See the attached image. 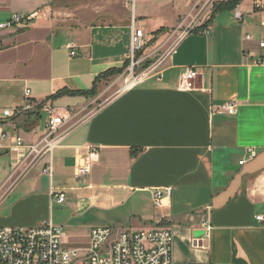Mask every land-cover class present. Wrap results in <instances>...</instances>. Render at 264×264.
I'll return each instance as SVG.
<instances>
[{
    "label": "crops",
    "instance_id": "0c3cea01",
    "mask_svg": "<svg viewBox=\"0 0 264 264\" xmlns=\"http://www.w3.org/2000/svg\"><path fill=\"white\" fill-rule=\"evenodd\" d=\"M199 1L185 0L184 11L164 24H149L145 16L138 21L133 6L131 18L111 11L63 28L35 24L4 32L0 109L23 106L28 89L35 105L48 101L63 115L91 108L118 76L105 74L126 66L133 23L156 34L185 22ZM204 2L203 22L214 1ZM5 8L0 0V12ZM238 9L242 23L235 18ZM14 14L21 13L10 12L4 21ZM209 27L207 35L176 42L157 73L103 101L68 130L52 153L51 177L44 172L50 160L45 157L13 183L17 158L9 152L17 137L25 145L41 140L47 114L6 122L10 138L0 150V228L64 219L69 227L64 245L80 249L88 247L94 228L80 234L72 230L75 220L95 219L117 233L166 227L174 238V264H264V0H242L237 8L221 10ZM186 68L198 73L191 90L179 87ZM225 104L235 105L236 114L219 113ZM91 149L98 161L78 184L77 167ZM249 149L257 156L241 164ZM164 189L170 194L158 202L155 194ZM62 192L66 200L59 204L53 196ZM207 221L211 237L196 246Z\"/></svg>",
    "mask_w": 264,
    "mask_h": 264
},
{
    "label": "built area",
    "instance_id": "2783aa9c",
    "mask_svg": "<svg viewBox=\"0 0 264 264\" xmlns=\"http://www.w3.org/2000/svg\"><path fill=\"white\" fill-rule=\"evenodd\" d=\"M130 1L135 6L136 0ZM216 2L214 0V3ZM256 5L261 8L260 3ZM39 18L40 13L35 11L29 15L14 14L6 22L0 23V53L3 50L2 35L4 32H18L29 29L35 25ZM235 18L239 23H242L243 13L239 9L236 10ZM207 21L202 24H190L185 28V32H194L202 28L204 29L203 34H208L210 27L209 25L204 26ZM246 39L252 40V37L248 35ZM150 41L151 39L146 37L145 32L138 29L133 23L131 26L130 50L127 56L128 67L126 68V73H130L134 80L131 87L140 85L151 77L156 70V68L153 70V68L148 67L140 75L136 76L135 74L143 61L140 55ZM70 47L75 48L74 45ZM260 47H264V43H260ZM75 55L76 52L74 51L70 53L71 57ZM148 57L150 58L151 55H148ZM162 60L163 58L160 62ZM147 62L149 61H146L145 65ZM197 77L198 73L194 69L186 68L180 79V89H193ZM30 96L31 91L28 89L23 106L13 110L0 109V147L10 137L4 129L6 122L19 115L40 114L42 112L47 114L46 133L37 144L26 146L23 139L17 137L12 148L14 153L21 154L19 155L21 160L34 152H38L41 156L47 154L50 161L44 172L51 177L53 174L52 153L62 137L68 132V130L62 132L61 128L71 120L70 114H60L48 101L41 105H35ZM236 110L237 108L233 104H225L218 109L219 113L227 115L236 114ZM22 151L23 153H21ZM256 156V150L249 149L248 158L242 161L241 164L253 160ZM96 161H98V153L96 149H91L88 157L83 159L77 167L76 180L78 184L83 183L91 172L92 164ZM169 194L170 190L164 189L158 191L155 198L160 202L163 197ZM53 197L59 204L64 203L66 200V194L63 192L54 193ZM257 220L261 221L263 217L260 216ZM203 226L204 236L195 241L196 246H203V243L211 237L213 227L210 222H205ZM63 236V228L56 226L51 220L32 228L2 227L0 228V264H174V238L166 227L147 230L128 229L118 233L109 227L94 228L90 234L89 246L84 250L64 246Z\"/></svg>",
    "mask_w": 264,
    "mask_h": 264
},
{
    "label": "rangeland",
    "instance_id": "374dc122",
    "mask_svg": "<svg viewBox=\"0 0 264 264\" xmlns=\"http://www.w3.org/2000/svg\"><path fill=\"white\" fill-rule=\"evenodd\" d=\"M185 0H136L134 12L138 21L141 19L140 16H145L143 20H146L149 24H164L170 22L174 13L183 12L185 9ZM203 1V2H202ZM214 1V0H212ZM5 3L7 10L0 12V23L6 22L4 19L10 15V12H20L21 15L30 9L40 13V18L35 24L38 25H56L60 28L73 26L76 24L87 23L93 19H101L104 15L111 11L119 12L120 14L126 15L128 18L132 17L133 5L130 0H1ZM200 3L196 6L197 10L184 19L185 22L179 25H173L172 27L165 26L163 32H157L156 34H146L148 39H151L149 45L146 47L144 52L141 53V59H143L141 67L136 70V76L140 75L144 70L149 68H156L163 58H167L168 55H172L175 52V43L181 41L190 34H203L204 29L200 28L194 32H185V28L190 24L203 22L207 7H203L202 12L200 8L207 3L204 0L199 1ZM218 2V1H217ZM127 4V6H126ZM112 5V6H111ZM201 5V6H200ZM211 14L214 9L215 3H212ZM135 24V23H134ZM136 25V24H135ZM137 27V26H136ZM143 30V29H142ZM144 31V30H143ZM186 33V34H185ZM207 35V34H205ZM174 46V47H173ZM148 55H151L149 58ZM149 61L146 63L145 62ZM148 64V66H147ZM145 65V66H144ZM145 67V68H144ZM159 69L155 70L153 74L157 73ZM127 69L120 75L116 76L106 86V93L103 96V101L109 100L113 96L119 94L125 89L130 88L134 84V80L130 73H126ZM198 78V77H197ZM195 79V82L197 80ZM196 85V84H195ZM195 88V86H194ZM193 88V89H194ZM191 90V89H190ZM103 101H99L98 104L82 111L79 114L70 115V121L67 125L61 128V131L70 130L82 120L88 118L97 108L102 105ZM63 115V114H62ZM235 115V114H234ZM10 138V137H9ZM7 138L1 145L9 139ZM43 138V137H42ZM40 141V140H39ZM38 141V142H39ZM37 142V143H38ZM16 143V139H15ZM14 143V145H15ZM35 143V144H37ZM33 144V145H35ZM31 146V145H26ZM9 152L16 156V165L13 167L12 182L16 183L20 179L24 178L27 172L33 169L43 158L48 157L47 154L41 156L38 152L31 153L30 156L21 160L19 155L13 152V148L9 149ZM23 153V151L21 152ZM50 161V160H49ZM22 167V171L20 170ZM46 169V168H45ZM45 171V170H44ZM48 175V174H47ZM55 200V199H54ZM57 202V201H56ZM56 216H59L57 213ZM64 219L56 221V226L64 225ZM74 231L78 233H84V235L90 231L91 228L106 227L97 223L95 219L89 220H75L72 223ZM68 225H64L63 228V242L65 241V232L69 229ZM90 243V241H89ZM65 246V245H64ZM89 246V245H88ZM75 249V248H72ZM86 248H80L84 250Z\"/></svg>",
    "mask_w": 264,
    "mask_h": 264
},
{
    "label": "trees",
    "instance_id": "16d2710c",
    "mask_svg": "<svg viewBox=\"0 0 264 264\" xmlns=\"http://www.w3.org/2000/svg\"><path fill=\"white\" fill-rule=\"evenodd\" d=\"M241 1H242V0H232V1H230V2H228V3H224V4H221V3H219V2H216V3H215V6H214V9H213V11H212V14H211V16H210V19L205 23L204 26H207V25H209V24L211 23V21L213 20V18H214V16H215L216 13L220 12L221 10H225V9H227V8H229V9H231V8H237V6L239 5V3H240ZM164 29H165V28H161V29H160L159 31H157V32H163ZM157 32H156V33H157ZM147 66H148V64H147ZM127 67H128V62L126 63L125 68H123V69H121V70L109 71V72L106 73L105 75H106V76L120 75V74H122V73L126 70ZM91 95L96 96L95 91H94V92L92 91V92H91Z\"/></svg>",
    "mask_w": 264,
    "mask_h": 264
}]
</instances>
